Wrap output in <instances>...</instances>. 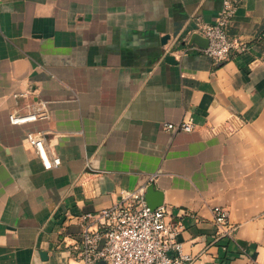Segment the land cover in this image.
<instances>
[{
	"label": "crops",
	"instance_id": "0c3cea01",
	"mask_svg": "<svg viewBox=\"0 0 264 264\" xmlns=\"http://www.w3.org/2000/svg\"><path fill=\"white\" fill-rule=\"evenodd\" d=\"M235 3L248 48L217 63L201 27L224 0H0V264H85L77 217L145 184L189 264H264V0ZM187 116L192 131L162 127Z\"/></svg>",
	"mask_w": 264,
	"mask_h": 264
},
{
	"label": "built area",
	"instance_id": "2783aa9c",
	"mask_svg": "<svg viewBox=\"0 0 264 264\" xmlns=\"http://www.w3.org/2000/svg\"><path fill=\"white\" fill-rule=\"evenodd\" d=\"M235 0H224L217 18L203 23L201 31L207 39L203 52L217 63L227 60L234 50L244 51L246 42L230 37L228 27L236 13ZM26 93H16L15 96ZM46 102L28 113H12V123H27L46 118ZM162 127L168 131H192L196 123L192 116L178 122L165 121ZM26 138L35 147L45 168L61 163V158H50L44 134L33 131ZM155 175L150 177L153 180ZM147 184L124 192L119 202L97 212H86L77 217L81 225V239L74 244L85 264H189L193 256L184 252L178 234L184 228L181 221L170 218L165 205L152 208L146 199ZM218 236H234L236 227L230 221L228 210L214 207Z\"/></svg>",
	"mask_w": 264,
	"mask_h": 264
},
{
	"label": "water",
	"instance_id": "95a60500",
	"mask_svg": "<svg viewBox=\"0 0 264 264\" xmlns=\"http://www.w3.org/2000/svg\"><path fill=\"white\" fill-rule=\"evenodd\" d=\"M146 199H147L148 204L152 208H156V207L162 205L164 202L163 201V195L158 193V189L156 188V186L154 184H150L147 186ZM101 264H107V263H106V261L102 260Z\"/></svg>",
	"mask_w": 264,
	"mask_h": 264
}]
</instances>
